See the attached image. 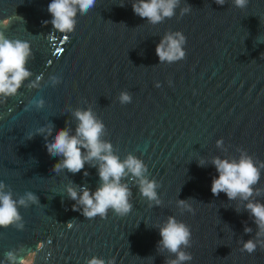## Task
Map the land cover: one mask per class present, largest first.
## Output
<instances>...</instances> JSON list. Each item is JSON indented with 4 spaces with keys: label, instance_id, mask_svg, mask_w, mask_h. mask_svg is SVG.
Listing matches in <instances>:
<instances>
[{
    "label": "water",
    "instance_id": "water-1",
    "mask_svg": "<svg viewBox=\"0 0 264 264\" xmlns=\"http://www.w3.org/2000/svg\"><path fill=\"white\" fill-rule=\"evenodd\" d=\"M51 2L0 0V32L28 43L31 73L15 96H0V193L11 195L19 214L0 227V264H9V252L16 264L29 256L30 264H87L93 257L166 264L176 256L159 245V229L170 216L191 231V247L182 251L193 259L185 264H264V236H257L249 201L211 193L218 178L212 160L246 154L260 168L250 201L264 204V0L243 9L233 0H179L175 14L157 24L134 14L137 0H95L86 14L77 10L68 33L53 28ZM177 32L185 37L184 57L161 62L157 45ZM76 111L92 112L103 125L100 140L121 162H142L159 205L125 169L120 183L131 193L130 212L83 215L68 188L78 197L95 192L101 162L76 174L53 172L63 157L45 147L61 129L76 135ZM249 239L257 241L252 254L241 251Z\"/></svg>",
    "mask_w": 264,
    "mask_h": 264
},
{
    "label": "clouds",
    "instance_id": "clouds-1",
    "mask_svg": "<svg viewBox=\"0 0 264 264\" xmlns=\"http://www.w3.org/2000/svg\"><path fill=\"white\" fill-rule=\"evenodd\" d=\"M214 2L220 6L225 4V0H214ZM233 2L236 7L243 9L249 0H233ZM178 3L179 0H137L132 4V10L140 18H146L148 22L157 24L164 18H171L175 14ZM94 4L95 0H52L48 5V12L52 16L53 28L60 33L71 32L75 25L74 18L77 10L81 14H86ZM184 42L185 37L179 32L167 35L156 47V54L160 61L172 62L183 58L184 52L181 45ZM29 54L28 43L6 39L0 32V96H15L22 82L31 75L25 67ZM130 99L127 93H122L120 96L121 103H128ZM75 117L79 121L76 135L70 136L67 128L61 129L50 142L46 141L45 147L50 156L63 157L62 161L54 165L53 172L67 169L70 173L76 174L92 160L101 162L98 173L102 183L95 192L84 189L82 195L78 197L74 189L68 188L71 199L78 200V203L83 206V215L87 218L97 215L104 217L109 208L120 215L130 212L132 205L129 204L128 198L131 193L127 185L120 183L121 178L125 176V169L139 178L141 195L149 200H155L159 205L160 201L155 191L157 185L144 177L145 168L142 162L132 156L121 162L117 156L113 155L111 145L100 140L103 125L96 120L91 111H76ZM48 134L51 135L50 130ZM217 144L219 146L222 141H217ZM82 148L87 151L86 156L82 154ZM212 164L218 173V178L212 179V195L219 196L220 193H225L228 200L240 198L249 201L245 207L257 226V236H264V204L250 201V197L254 194L253 186L260 179V168L246 154H243L239 161L231 162L217 157L212 160ZM200 166H204L203 160L200 161ZM28 200L35 202L36 197L29 193ZM19 203L24 204V200L21 199ZM178 203L195 214L186 201H178ZM18 219L16 202L11 199L10 194L0 193V227L6 228ZM250 232L251 228L245 227V233ZM159 234L161 237L159 245L176 256V259L166 264H185L193 259L190 253L182 251V248L191 247V231L183 222H178L175 217L170 216L160 227ZM261 247L264 248V244ZM256 250L257 241L252 239L244 242L241 249L248 254ZM16 259L12 252L7 254L9 264H16ZM87 264H105V261L93 257Z\"/></svg>",
    "mask_w": 264,
    "mask_h": 264
},
{
    "label": "rangeland",
    "instance_id": "rangeland-1",
    "mask_svg": "<svg viewBox=\"0 0 264 264\" xmlns=\"http://www.w3.org/2000/svg\"><path fill=\"white\" fill-rule=\"evenodd\" d=\"M32 261V256H29L25 261H24V264L25 262H28V264H30Z\"/></svg>",
    "mask_w": 264,
    "mask_h": 264
}]
</instances>
